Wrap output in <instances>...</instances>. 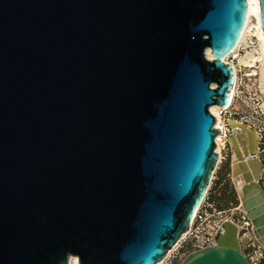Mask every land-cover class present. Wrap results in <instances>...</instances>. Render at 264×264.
<instances>
[{
  "label": "water",
  "instance_id": "95a60500",
  "mask_svg": "<svg viewBox=\"0 0 264 264\" xmlns=\"http://www.w3.org/2000/svg\"><path fill=\"white\" fill-rule=\"evenodd\" d=\"M247 11V0H0V264L164 257L211 182L220 128L208 107L229 105L236 72L223 59ZM260 171L243 172L238 200L264 247ZM221 228L180 264H249L237 226Z\"/></svg>",
  "mask_w": 264,
  "mask_h": 264
},
{
  "label": "rangeland",
  "instance_id": "374dc122",
  "mask_svg": "<svg viewBox=\"0 0 264 264\" xmlns=\"http://www.w3.org/2000/svg\"><path fill=\"white\" fill-rule=\"evenodd\" d=\"M252 22L253 18L251 17L248 27L252 26V30H254ZM235 53L234 57L229 56L227 58V61H231L236 68L235 91L231 107L225 113L218 115H214L210 111V106L208 107V111L215 119L212 127H215L218 120L226 128V136H222L219 141L220 144L217 146L215 143L213 148V151L217 154V162L213 169L209 187L211 186L213 192V196L211 195L213 205L216 210L221 211L220 216L223 218L228 217L234 221H242L243 210L239 206L236 183L231 175L233 150L228 138L233 135L234 128L229 124V120H237V122L256 133V152H251L248 155L257 156L261 162L258 182L264 189V81L261 75L260 43L253 31L246 33ZM240 57H242L241 61L238 60ZM210 86L214 87L215 83H210ZM216 115L218 117H215ZM217 136L218 133L215 137ZM180 237L174 244H177L175 248H173V245L162 258L163 261L162 259L158 261H161L160 264L174 263L176 257L181 254L180 246L182 243L179 241ZM238 240L240 250L250 264H264V248L255 242L249 228L240 232Z\"/></svg>",
  "mask_w": 264,
  "mask_h": 264
},
{
  "label": "bare ground",
  "instance_id": "6f19581e",
  "mask_svg": "<svg viewBox=\"0 0 264 264\" xmlns=\"http://www.w3.org/2000/svg\"><path fill=\"white\" fill-rule=\"evenodd\" d=\"M247 7H248L247 17H246L245 25L241 31L239 41L237 42L235 48L230 52V54L228 56H231L232 53L235 56L236 54L234 52L238 48L240 42L244 39L246 33L253 31L255 33V35L258 37L259 43H260L261 75H262V79L264 81V47H263L264 32L259 25L257 0H247ZM251 17L253 18L252 23L254 24V28H255L254 30H252V26L248 27L249 22L251 21ZM246 54H248V53H246ZM205 56L208 59L212 58L210 53H209L208 48L205 50ZM223 60H227V57H225ZM238 60L241 61L242 57H240ZM230 63L233 65L234 70L236 71L235 65L231 61H230ZM235 81H236V76H235ZM234 91H235V86L233 88V92ZM209 108H210V111L212 113H214V115L219 114L220 107L218 105L213 104V105H210ZM217 115L215 117H218ZM229 124L234 128L233 135L228 138L229 142L231 144L232 150H233V160L231 163V170L234 171V175H232V177H233V179H236L235 183H236V188L238 191L237 195H239L241 193V186H242V184L245 183L243 172L245 170H247L249 172V174L253 175L254 179H256V175L258 176L259 171H260L259 161H258L257 156L250 157L248 155L251 152H256L257 135L255 132H253L249 128H247V127L243 126L241 123L237 122V120H234V119L229 120ZM215 127L220 128V132L218 133V136L216 138V145L218 146L220 144L219 141L221 140L222 136H226V128L218 120L216 121ZM216 151H217V147H216ZM241 160L245 161V163H246V165L244 166L245 168H243V166L241 164H239V162ZM255 182H257V181H255ZM239 206L242 209L241 202L239 203ZM243 213H244V211H243ZM244 215H245V213H244ZM244 225H250L251 226V222L245 221ZM251 232H252V226H251ZM252 235H253V232H252ZM254 238H255V236H254ZM255 240H256V242H258L256 238H255ZM176 245H174L173 248H175ZM259 245H261V244L259 243ZM162 261H163V259H162ZM160 263H161V261L160 262L157 261L155 264H160Z\"/></svg>",
  "mask_w": 264,
  "mask_h": 264
},
{
  "label": "built area",
  "instance_id": "2783aa9c",
  "mask_svg": "<svg viewBox=\"0 0 264 264\" xmlns=\"http://www.w3.org/2000/svg\"><path fill=\"white\" fill-rule=\"evenodd\" d=\"M235 52H237V49ZM231 56L234 57V54L232 53ZM226 57L228 58L229 56L227 55ZM224 62H228V61L224 60ZM234 86H235V84H234ZM233 94H234V92L232 93V97L230 99L229 105L225 108L220 107L219 114L225 113L226 110L231 107ZM216 138L217 137H214V139H213L214 143H216ZM209 188L210 187H208V189ZM208 189H207L200 205L196 209V211L192 217V220L189 224L188 229L180 235L181 237H180L179 241H181V243H182V245L180 246L181 254L179 256H177L175 262L171 263V264H180L182 262V260L188 254H190L194 251H197L199 249H203V248H206V247L213 245L215 236L219 231L222 230L221 224L224 221H230L233 224H235L238 228V235L240 234V232H242L243 229L248 230V228H249L251 236L255 240V238L251 232V226L250 225H244L245 221L249 222V220L246 218L244 213L242 215V218H243L242 221H240V220L234 221L233 219H230L228 217H225V218L221 217L220 216L221 211L216 210V208L213 205L212 199L208 196ZM255 242H256V240H255ZM256 243H258V242H256ZM65 264H79L78 257L75 255H68Z\"/></svg>",
  "mask_w": 264,
  "mask_h": 264
},
{
  "label": "trees",
  "instance_id": "16d2710c",
  "mask_svg": "<svg viewBox=\"0 0 264 264\" xmlns=\"http://www.w3.org/2000/svg\"><path fill=\"white\" fill-rule=\"evenodd\" d=\"M213 192H212V190H211V186H210V188L208 189V196L212 199V197H211V195L213 196V194H212Z\"/></svg>",
  "mask_w": 264,
  "mask_h": 264
}]
</instances>
